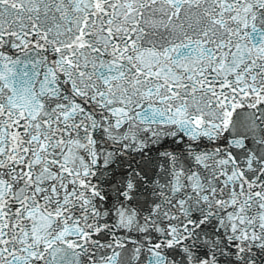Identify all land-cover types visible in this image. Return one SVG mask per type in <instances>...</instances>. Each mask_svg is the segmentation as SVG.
<instances>
[{"label": "snow or ice", "instance_id": "6c2138e0", "mask_svg": "<svg viewBox=\"0 0 264 264\" xmlns=\"http://www.w3.org/2000/svg\"><path fill=\"white\" fill-rule=\"evenodd\" d=\"M0 264H264V0H0Z\"/></svg>", "mask_w": 264, "mask_h": 264}]
</instances>
